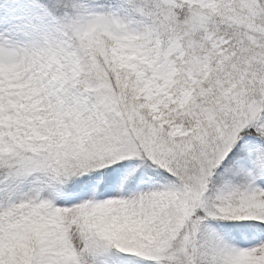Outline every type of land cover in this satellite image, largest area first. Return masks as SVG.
Wrapping results in <instances>:
<instances>
[{"label": "snow or ice", "instance_id": "1", "mask_svg": "<svg viewBox=\"0 0 264 264\" xmlns=\"http://www.w3.org/2000/svg\"><path fill=\"white\" fill-rule=\"evenodd\" d=\"M0 264H264V0H0Z\"/></svg>", "mask_w": 264, "mask_h": 264}]
</instances>
